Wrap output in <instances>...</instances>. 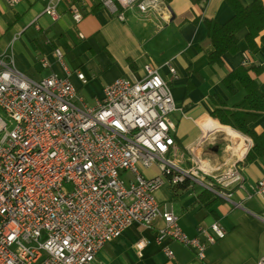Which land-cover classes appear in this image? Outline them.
Segmentation results:
<instances>
[{"label":"built area","instance_id":"1","mask_svg":"<svg viewBox=\"0 0 264 264\" xmlns=\"http://www.w3.org/2000/svg\"><path fill=\"white\" fill-rule=\"evenodd\" d=\"M24 1L3 0L9 8ZM39 1L43 15L58 19L64 0ZM98 1L120 21L129 7L169 19L162 0ZM70 12L74 22L82 20L76 8ZM54 56L65 70L63 53L56 49ZM143 70L140 80L111 82L87 106L67 70L64 77L33 81L12 58L0 55V264H97L99 252L133 224L154 230L168 259L174 257L170 244L177 243L203 261L208 248L226 236L212 223L188 237L171 210L160 209L154 193L162 185L173 188L188 180L228 199L226 191L242 188L244 178L235 162L225 170L206 167L216 185L205 184L196 156L183 167L174 139V115L181 111L158 69ZM75 76L87 83L82 73ZM149 170L154 174L147 176ZM249 192L264 204V175ZM159 219L163 225L154 229Z\"/></svg>","mask_w":264,"mask_h":264},{"label":"crops","instance_id":"2","mask_svg":"<svg viewBox=\"0 0 264 264\" xmlns=\"http://www.w3.org/2000/svg\"><path fill=\"white\" fill-rule=\"evenodd\" d=\"M238 1L247 6L254 0ZM43 7L39 0H25L14 8L8 7L13 10L12 15L5 9L1 12L8 22H0V39H4L0 42V55L12 58L19 72L39 81L51 74L64 77L67 70L77 97L85 105L93 106L102 98L105 86L119 78L140 80L144 77V66L151 65L168 83L181 111L174 115V139L183 167L191 166L190 161L196 156L200 159L198 170L208 179L210 170L206 167L225 170L235 162L244 178L242 188L226 191L228 199L214 196V201L201 202L205 190L192 184L176 193L162 185L154 193L160 209L171 210L188 237L197 236L199 228L212 223H218L226 232L222 240L208 248L203 261L177 243L170 244L174 257L168 259L155 241L154 230L133 224L99 252L96 263L258 264L264 257V204L262 198L249 195V188L263 177L264 160L243 166L252 141L210 116V97L220 96L229 108L239 102L244 92L239 89L230 95L222 80L244 63L260 68L256 83L264 91V47L255 57L249 55L244 42L247 31L243 29L236 35L240 52L225 57L221 66L209 65L207 56L212 46L206 28L201 20L193 24L197 16L220 25L228 22L233 12L225 0H209L203 11L193 7L189 0H170L166 6L167 22L155 15L141 16L136 9L126 11L120 21L102 8L98 0H64L57 7L55 21L43 15ZM72 7L82 15L79 23L72 19ZM56 49L63 53L65 70L56 61ZM42 61L48 66L43 67ZM76 72L84 75L85 85L76 78ZM252 127L264 131V119ZM202 138L205 141L199 144ZM145 174L151 176L154 170ZM162 225L159 219L154 229ZM138 242L144 243L141 250L135 248Z\"/></svg>","mask_w":264,"mask_h":264},{"label":"trees","instance_id":"3","mask_svg":"<svg viewBox=\"0 0 264 264\" xmlns=\"http://www.w3.org/2000/svg\"><path fill=\"white\" fill-rule=\"evenodd\" d=\"M162 1L166 6L170 2V0ZM208 1L189 0L190 4L198 7L200 11H203ZM225 2L233 12L232 18L225 24L220 25L202 16L195 17L193 21V24H197L201 20L206 28L212 46V51L207 56L209 65L221 66L225 57L240 52L236 35L243 29L247 31L244 42L249 55L255 57L264 47V36H261L264 32L262 0H254L247 6H243L238 0H225ZM259 73V67H250L244 63L223 78L222 84L230 95H235L239 89L244 92L243 98L231 108L220 96L210 97L212 105L210 116L221 125L247 136L252 141V146L243 160V166L264 160V131L258 132L252 127L257 121L264 119V91L256 83V76ZM190 185L191 183L186 180L171 189L176 193L186 190ZM213 197L212 193L203 191L200 200L206 202Z\"/></svg>","mask_w":264,"mask_h":264},{"label":"bare ground","instance_id":"4","mask_svg":"<svg viewBox=\"0 0 264 264\" xmlns=\"http://www.w3.org/2000/svg\"><path fill=\"white\" fill-rule=\"evenodd\" d=\"M137 3H144V0H137ZM129 9H136L137 12L139 13V15L144 16V17L155 15L162 21V18L160 17L159 13H157V11H145V10L139 8V7H129ZM198 172H200V170H198ZM207 177H208V179L203 177L205 184L216 185V178H214L211 175V173L208 174Z\"/></svg>","mask_w":264,"mask_h":264},{"label":"rangeland","instance_id":"5","mask_svg":"<svg viewBox=\"0 0 264 264\" xmlns=\"http://www.w3.org/2000/svg\"><path fill=\"white\" fill-rule=\"evenodd\" d=\"M0 2H1V4H0V6H1V9H0V10H1V11H0V22L7 23V22H8L7 17H6L4 14H2L1 12H4L3 9H5L6 12L10 11V12H8L9 15H12L13 10L9 9L8 6L3 2V0H0ZM4 16H5V17H4ZM3 40H4V39H0V42L3 41ZM2 116H3V115H2ZM3 117H4V116H3Z\"/></svg>","mask_w":264,"mask_h":264}]
</instances>
